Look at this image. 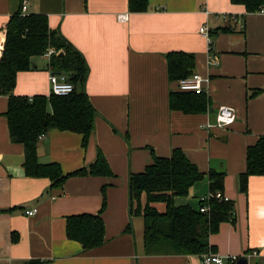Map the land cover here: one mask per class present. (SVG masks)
Here are the masks:
<instances>
[{"label": "crops", "instance_id": "0c3cea01", "mask_svg": "<svg viewBox=\"0 0 264 264\" xmlns=\"http://www.w3.org/2000/svg\"><path fill=\"white\" fill-rule=\"evenodd\" d=\"M148 2L147 12L130 13L128 0H28L26 14L46 15L50 29L84 56L85 91L97 114L85 148L80 135L51 129L37 142V160L57 163L68 174L90 166L101 152L113 176L69 177L62 189L50 188L46 178L26 176L23 146L9 138L8 98L0 96V264H201L200 256L147 253L143 218L129 216V176L143 172L153 156L169 157L173 149L203 174L176 205L197 209L209 193L208 172L225 174L223 194L234 205L235 222L221 223L209 236L214 253L241 256L257 250L264 256V177L250 176L246 194L238 185L247 148L264 134V7L247 14L230 0ZM19 6L20 0H0V47L4 27ZM119 15L127 20L119 22ZM201 26L215 34L207 39L199 33ZM222 27L230 31L216 32ZM170 52L194 56L193 74L207 80L205 112L169 108L170 92L180 91L167 73ZM47 64L43 56L33 58V68L17 74L13 94L49 96ZM221 106L235 113L223 129L214 127ZM103 186L104 242L83 251L66 238V218L96 214ZM32 209L35 214L25 215ZM249 264L263 263L252 258Z\"/></svg>", "mask_w": 264, "mask_h": 264}, {"label": "trees", "instance_id": "16d2710c", "mask_svg": "<svg viewBox=\"0 0 264 264\" xmlns=\"http://www.w3.org/2000/svg\"><path fill=\"white\" fill-rule=\"evenodd\" d=\"M242 5L247 14L259 13L264 0H230ZM148 0H128L130 13L149 10ZM222 27L216 32L226 33ZM215 33H209L212 37ZM49 49L54 52L48 60V69L53 74H63L73 85L66 96L36 95L31 98L15 96L13 89L19 72L33 68L32 59L43 56ZM169 80L179 81L193 74L194 56L184 52L166 55ZM89 68L84 56L69 43L58 30L50 29L46 15L19 10L10 17L4 27L0 47V96H7V119L9 138L24 149V173L31 178H46L50 188L62 189L69 177H112L113 174L101 152L86 168L64 174L57 163L41 164L37 160L38 136L51 129L76 133L81 136V146L86 147L94 129L97 116L86 91L85 82ZM204 94L192 91H177L169 94V108L184 114L203 113L207 109ZM250 176L264 177V134L246 150V169L239 176V191L246 194ZM209 192L223 193V172L210 170L207 174ZM203 178L180 149H173L169 157L153 156V162L145 170L129 176V216H140L144 221L145 251L155 255L202 256L214 248L209 244L210 235L218 232L223 222L234 224L232 201L215 199L214 196L198 202L197 209L190 205H176L175 199L188 197L195 183ZM102 204L96 214H77L66 218L65 235L78 242L83 251L99 247L104 242L105 226L101 214L106 207L105 187L101 188ZM159 205L163 209H159ZM205 206L206 212L199 208ZM130 230V226L128 228ZM12 243L18 241L13 234ZM34 260L25 264H40Z\"/></svg>", "mask_w": 264, "mask_h": 264}, {"label": "built area", "instance_id": "2783aa9c", "mask_svg": "<svg viewBox=\"0 0 264 264\" xmlns=\"http://www.w3.org/2000/svg\"><path fill=\"white\" fill-rule=\"evenodd\" d=\"M28 10V0H20L19 12L21 15H25ZM117 20L119 22H125L127 20L126 15H119L117 16ZM199 33L205 36L207 39L209 37V32L205 26H201L199 28ZM54 51L49 49L43 57L49 60L51 54ZM48 82L50 85V93L57 95V96H66L73 91V85L67 80V77L63 74H53L50 73L48 77ZM207 80L203 79L198 74H192L191 76L180 79L178 81V89L180 91H192L196 94H202L204 92L203 84H205ZM235 119V113L232 108L228 106H221L218 108L216 113V121L214 127L223 129L226 126L233 123ZM205 127L210 128L212 127L210 124L206 125ZM45 134H41L38 136V140L42 139ZM218 200L229 201V199L221 192H216L215 194L208 193L204 197L200 198L199 201L207 200L210 197H213ZM208 210L207 207L202 206L199 208L200 212H206ZM36 210H26L24 213L27 216H32L35 214ZM254 258L262 259V263L264 264V256L257 251V250H249L243 253L241 256H220L214 252H208L205 255L201 256V264H237L240 259L246 260L247 264L249 261Z\"/></svg>", "mask_w": 264, "mask_h": 264}, {"label": "water", "instance_id": "95a60500", "mask_svg": "<svg viewBox=\"0 0 264 264\" xmlns=\"http://www.w3.org/2000/svg\"><path fill=\"white\" fill-rule=\"evenodd\" d=\"M237 264H247L246 260L244 259H240Z\"/></svg>", "mask_w": 264, "mask_h": 264}, {"label": "rangeland", "instance_id": "374dc122", "mask_svg": "<svg viewBox=\"0 0 264 264\" xmlns=\"http://www.w3.org/2000/svg\"><path fill=\"white\" fill-rule=\"evenodd\" d=\"M158 207H159L160 210L163 209V206H162V205H159ZM209 252H211V251H209ZM207 253H208V252H207ZM207 253H204L203 255H205V254H207Z\"/></svg>", "mask_w": 264, "mask_h": 264}]
</instances>
